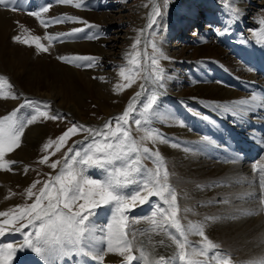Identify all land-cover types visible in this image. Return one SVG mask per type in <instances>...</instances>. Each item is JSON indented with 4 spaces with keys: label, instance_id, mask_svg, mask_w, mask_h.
I'll return each mask as SVG.
<instances>
[{
    "label": "snow or ice",
    "instance_id": "6c2138e0",
    "mask_svg": "<svg viewBox=\"0 0 264 264\" xmlns=\"http://www.w3.org/2000/svg\"><path fill=\"white\" fill-rule=\"evenodd\" d=\"M58 2L72 4L73 0H58ZM83 2L84 0H76L75 7H81ZM225 2L227 3V0ZM13 3L14 0H0V6L7 7ZM169 3L170 0H158L153 7L148 28H153L157 23V18L163 19L162 9H166ZM232 3L235 4V0H232ZM49 9L50 6H45L41 11L48 12ZM11 10L15 11L16 8L13 7ZM241 11L239 7H229L230 19L233 23L239 22ZM28 14L39 17L40 11ZM66 21L81 22L88 28L98 27L72 16L52 17L43 23L45 27H48ZM259 24L262 26L259 29L260 34L264 35V18L259 20ZM229 30V27H225L223 33H227ZM82 31L83 29L76 28L70 33H57L50 39L60 41L64 37ZM139 31L141 36H138L132 45L133 51L128 54L127 65L119 66V75L128 83L117 85L114 91L131 87L139 73L146 70L148 74L142 77L144 82L139 85L140 90L135 92L122 114L107 121L102 127L93 128L73 123L56 140L49 139L42 146L44 152H48L53 145L56 146L54 152L43 156L40 160V163L47 164L49 156L60 151L62 144L66 143L67 139L78 133L86 134L82 141L75 142L83 144L87 141L85 146L75 150L72 147L68 148L59 172L55 177L49 176V179L43 182L38 195L32 189L41 181L37 180L30 186L27 196L29 199L35 196L31 204L18 205L9 211H0V217H11L0 222V237L4 236L6 231L19 232L23 235V239L16 242L18 247L14 243L0 245V264H11L17 252L29 250L41 258L45 264H60L62 259L67 261L81 257L85 258L84 264H100L109 253L118 254L122 258V264H133L134 261L136 264H240L233 259L230 252L223 250L218 243L206 235V229L211 224L224 218L238 219V215L233 214L230 217L205 216L199 222L188 221L185 224H182L178 218L180 213L178 195L175 188L168 182L169 172L166 159L156 149V146L167 144L179 148L180 145L171 142L159 128L152 125L154 121L180 127H186V124L183 119L177 116L161 112L160 101L166 94V82L171 78L166 69L161 66V61L169 60V57L164 54L162 48L155 41L150 42L151 54L147 52V48L143 53L138 50L137 46L142 43L141 37L144 29ZM96 38L95 36L87 37L89 40ZM34 39L38 53L49 51L48 47L39 43V36ZM13 40L21 44L28 43L20 35L14 36ZM142 55L150 60V64L146 66L141 64ZM57 59L65 63H74L76 67L91 68L93 67L92 62L97 58L77 56L70 59L66 56H58ZM84 61L88 63H81ZM126 70L128 75L125 74ZM0 80H6V78L0 77ZM3 98L17 99L18 97L12 93L10 97L4 95ZM257 99L261 101L260 109L264 110V98H258L253 94L251 100L256 101ZM250 103L249 100H240L232 104L210 102L205 106L221 112L225 117L231 116L234 120L243 121L244 117L249 114V109L243 106ZM25 106L32 108L33 114L29 118L21 120L18 113L20 108ZM49 108L50 105H43V109ZM193 114L211 124L217 122L209 115L200 112ZM63 119L66 117L62 114L50 115L48 110H42V102L35 100H25L24 104L14 109L9 115L0 117V169L11 171L10 166L18 163L6 161L4 157L6 153L21 146V137L29 125L40 120ZM130 120L136 126L137 131L144 133L138 139L131 135ZM113 121H115V129L112 126ZM145 142H150L153 147H147ZM202 143L213 145L215 141L211 137L205 136L202 138ZM261 146L264 147V140L261 141ZM184 150L190 151L188 148ZM235 159L233 158V162ZM144 160H151L154 167L147 168L143 163ZM58 165H60V160L53 161L49 167L55 170ZM90 169L99 170L103 178L90 177L87 174ZM24 171L27 173L28 168L25 167ZM253 171H258L260 178L258 181L248 182L249 186L258 183L260 191L258 193L247 192L237 199L258 203V211H264V164L259 166L254 164ZM129 186H135V188L131 192H126ZM217 186L219 185L212 184L207 187ZM198 187L203 189L206 186L198 185ZM152 196L158 197L162 203L155 205L156 211L151 214V217H130L131 210L149 202V197ZM214 203L228 205L230 200L224 198ZM103 206L111 208L112 217L105 227L99 229L103 235L97 236V230L94 228L91 218L95 217L97 209ZM183 211L188 213L193 210L184 207ZM243 214L246 213L240 212V215ZM157 216H159V220L156 219ZM142 219H149L152 227L150 229L136 228L135 226ZM17 224L19 227H16ZM6 225H11V227L6 228ZM29 227L31 231L24 232V229ZM157 229L163 232L175 245L172 254L156 256L154 253L157 245L153 244L151 236H148L146 240L140 238ZM190 235L198 236L201 239L192 241L189 239ZM158 244L165 251L171 247V245L165 244L163 239ZM149 247L152 249L150 252L148 251ZM134 249L138 254H134Z\"/></svg>",
    "mask_w": 264,
    "mask_h": 264
},
{
    "label": "bare ground",
    "instance_id": "6f19581e",
    "mask_svg": "<svg viewBox=\"0 0 264 264\" xmlns=\"http://www.w3.org/2000/svg\"><path fill=\"white\" fill-rule=\"evenodd\" d=\"M56 1L57 3H55L53 6L54 7L56 5L58 6L56 8L53 7V17L72 16V17H78L80 21H84L86 18L85 21H87L88 24H94L97 25L98 27L88 28L84 23L73 22V21H72L73 22L72 29L71 27L66 26L69 21L67 23L64 22L62 24L54 25V27L53 25L45 27L43 22L48 21L52 17L42 15L41 9L44 8V5H46L49 2V0H14V3L9 4L7 7L0 6L1 64H3L8 71H12L13 78L18 83L23 84L26 92L28 91L29 93H31L32 92L31 90L33 89L38 90L37 88H44L46 91L43 92L45 93H41L39 95L43 97L54 98L55 100H57L58 104L62 106L61 107L62 109H66L69 112L76 111L79 114L81 113V107L82 105H85L84 104L85 102H83L81 94L77 92L76 87L79 86L80 88L81 86H84L85 95L92 96V98H94L102 105L103 110H105L108 114H112L113 112L111 108L112 105L110 104L111 103L110 101L112 100L111 96L106 91V87L104 86V84H101L100 82L95 80L99 75H102L104 73L98 70L99 69L98 65L100 63V58L106 54L105 49L101 47L104 41L102 35L105 33V27L106 29L108 28L107 26L108 22L106 20L110 19L111 17H105V15H107L106 13L105 14L103 13L101 15L97 13V9L98 7H100L98 6V4L99 1L101 2V0H84L83 5L80 7L81 9L75 7V5L71 7H64L62 3H59L58 0ZM262 3H263L262 5H264V0ZM214 4H215L213 5L214 12L215 13L220 12L221 11L220 9L223 7L218 5V3H214ZM12 7H15L16 10L15 11L11 10ZM246 7L247 6H245V8ZM34 8L37 9L36 12L40 11L39 17H34L28 14L29 11L33 10ZM76 12H80V13H76ZM245 12L248 13L247 11ZM261 12H260L261 15L257 17L258 22L255 21L256 24L259 23V20L261 18H264V11L262 10ZM20 14L26 16L25 21H23V19L19 16ZM192 16L194 15L189 14L184 17L186 19H193L194 17ZM217 16H219L218 21L220 24L218 27L208 26V28H206L203 31L204 33L200 32L197 33L196 36H194L195 37V40L193 42L194 44L192 45L188 44L185 47V49L182 50L180 49L181 55L179 56L178 63H180L179 65H187L188 69L184 71L185 74L184 76H182L179 79L177 78L178 80H180V82L179 81L176 82L178 86L177 88L180 92L177 93L179 95L177 96L174 95L172 99V103L174 105H178L179 109L173 110L170 103L168 104L167 102H162L161 100L160 102L162 106L164 105V107L161 108V112L164 111L166 114H171L177 117L179 114L180 115L182 114L181 117H178L180 119L186 116H190V118L197 117L193 113L200 112L202 114H206L213 117L217 121L216 124H219L222 130L220 134L217 132L214 135V138L216 137L217 139V145H215V148L219 149L221 151L220 154H223V156L215 155L214 153L211 152V150L207 149L208 153L205 155L206 160H198L197 156L201 152H199V154L195 156L196 151L194 147H191L192 142H189L190 151H187L185 159L186 158H190V159L187 161L183 159L181 156H178V158L176 159V163H178L177 164L178 170L174 172L175 179L179 182L188 181L192 179H195V181L196 180L201 181L208 178L215 181L216 180V178H214L215 175L220 173L222 179H225L222 181V184H231L232 188H235L236 190H240V193L237 194L242 196L243 194L247 193V190L244 189L243 185L241 187V183L243 184V182L239 180L240 178L235 179L230 176L231 171L234 169L233 168L234 165H232L233 158H236L235 162H241V164H243L244 160H249V158L251 159L255 155H259L264 151V147L261 146V141L264 140V136H263L264 110H261L259 107L261 102L260 99H257L256 101L251 100L253 94L256 95L258 98H264V61L260 60V58L264 59V43L262 45H258L256 42V40L258 39L257 37H264V35H261L258 29L257 31H253L254 32L253 38L256 37L257 38L256 40L250 39L251 38L250 37L248 40H246L245 43H242L241 41L240 43L237 44L238 47L231 48V44L235 43V41L231 40L232 35L236 36V34L238 33L236 30L237 27L243 29L241 27L242 23L241 21H239L237 22L236 25H234L229 15H226L228 20L227 19L222 20L223 18L222 14L218 13L216 17ZM27 20H31V22H28ZM41 23L43 24L46 31V33L44 34H46V36L49 35L50 37H54L57 33H70L72 32V30L74 29L73 27L75 26L77 28L83 29L81 33H76L75 35L64 37L60 41L54 39L55 52L58 53L60 56H66L69 57L70 59H74L77 56L95 57L97 59L92 62L93 67L91 68L78 67V69H76V67H73L75 65L74 63L70 64V63H65L64 61L63 62L56 61V63H53V68L52 66L50 67L48 66L46 69L44 68L43 71H40L38 68L39 65L40 66L47 65L48 62L42 63L38 61V59L32 57V55L36 54L32 45L26 44L27 47H30L32 49L25 48L19 43L16 44L13 39H12L13 41L11 42L10 38H13L16 35H20V34L22 35L20 31L24 32V30L28 31L31 35L32 29L41 30ZM15 24H17V29L13 31V26ZM102 24H105V27ZM176 27L179 28L178 30L177 29L174 30L173 31L174 33L179 31V29L182 27H185V31L189 30L187 28L189 27V24L186 27V24L184 26V24L182 25L181 23ZM225 27H229L231 30H229L227 33H223V29ZM92 32L95 33L94 36L97 38L92 39V41H89L87 37L91 36ZM78 34L81 36H78ZM201 34H203L205 38ZM24 35L26 37V33ZM75 36L78 40L75 41L76 44L74 46L66 45V43H69L68 41L66 42V40ZM244 37L245 36L242 37L239 36V38H244ZM81 38H84V40H81ZM84 46H86L87 48ZM191 48H193L194 50L192 51ZM22 50L26 51L27 53L23 52ZM69 51H73L74 53L71 55H67ZM187 53H190V56L185 57L184 55ZM10 55H14L13 58L9 57ZM17 55H20V57H18ZM216 58L218 61L219 59L220 60L223 59L226 65H224L223 69L221 68L222 72L211 73L210 71H208L207 68H205V66L213 65ZM201 61L203 63H200ZM87 63H88L87 61H84V64ZM28 69L29 72H27ZM246 74H247V78H244V75ZM220 77L225 78L226 80L224 81L221 79L222 81H218ZM170 81L173 80L171 79ZM60 82H62V84H60ZM197 98L200 101L201 99H204L222 104H226V103L232 104L233 102L240 100L251 101L249 105L243 106L244 108L249 109V114L246 115L243 119L244 122L243 124L245 125L241 124V122L240 123L236 122L235 124L230 123L229 125L228 122L225 120V118H221L219 114H215L212 111L210 112L206 108L198 107L197 103H193V100H196ZM102 99L107 101V103L106 102L101 103L100 101ZM130 100L127 102L129 103ZM185 102L188 104L187 107L183 106ZM13 105H16L15 102L10 103V105H8V109L10 107H13ZM250 116H252V118L249 119ZM185 123L187 124L186 121ZM37 129H39V126L31 129L30 132L28 133L27 139H29L32 144H34V142L38 137V133L36 132ZM166 131H169L170 133L171 132L178 133L180 131V126H175V125L170 126L167 124ZM231 132H233L232 136L234 140L237 143L238 142L244 143L241 145L243 148L248 147V151L244 150L243 153H240L237 156L238 153L235 151L231 143L233 140L231 137H229ZM193 135L195 137H198L195 134ZM195 143H197L195 145H198V148H201V150L204 149L202 147V145H204V143H202V140H199L198 138L197 142ZM207 146L208 145H206V147ZM212 146L214 145H211V147ZM171 150H172L171 148H166V151L169 153L179 154V155L183 154V152L176 153ZM26 153H29L27 149L22 150L21 154H19V158L22 156V154L24 155ZM207 158H209L210 160L209 159L207 160ZM220 158L222 163L224 162V164H219L216 161V159H220ZM261 164H264V154L262 155V157H260V159L255 165L259 166ZM15 169L19 170L20 166H16ZM220 181L221 180H219V182ZM212 184H216V181ZM196 187L198 186H195L191 189H186L183 192V196L186 199H190L188 203L183 205V208L189 207L193 211L188 213L183 212L184 215L180 216V219L182 220V224H185L188 221L199 222L203 220L205 216L215 215L221 217H230L231 215H233V213H235V215L239 216L238 219L224 218L219 222L213 223L211 224L210 227L206 229V235L214 242L216 243L223 242L224 245L221 244L222 246L228 247L232 251H235L239 254L241 253L239 257L232 256L233 259L235 261L240 262V264H264V213L258 211V207L255 208V205L257 203H254L255 205H253L255 209L252 207L254 210L252 209V211L248 212L253 214H247V211L249 210L248 209L246 210V214H243V216H241L240 212H244V211H240V210H242V208L246 206L245 200H242L243 202L241 206L237 205L238 202L231 201L236 197L237 194H235V196L233 195V197H230L232 194L230 195L228 193L229 194L228 195L225 192L226 194H223L222 196L223 198H228L229 200L231 199L230 204L228 205L223 204L221 208L218 207L219 205L218 206L214 205L211 208H208L211 209L208 211V212L211 211L210 214H208L204 210L206 209L207 206L200 207L198 206L199 204L196 203V201L194 200L195 196L197 197V195H201L204 193L202 192L201 188L199 192L196 193L191 192L192 189ZM205 188L209 189L208 192L210 193L209 196L211 197V199H214L216 197L215 194L216 192H214L216 187L206 186ZM223 188L224 187H221V190H223ZM211 189H213L214 191H212ZM242 189H244V191ZM251 189L254 190V193H258L259 191L258 186H257L258 189L257 191L253 188ZM252 190L248 192H251ZM226 195L228 196L225 197ZM4 197L5 196L3 194L0 195V201L1 200L5 201ZM210 197H208V199H203V200L208 201L210 200ZM250 202L251 201H249V203ZM0 203H2V201ZM248 207H250V205ZM230 211H232V213H230ZM104 217H106L105 220ZM111 217H112V210L109 206H107L100 209V212L97 213L96 216L92 218L93 226L97 230L96 232L97 236L103 235V233L100 232L99 229L105 227L111 221ZM100 220L103 221L100 222ZM142 222L146 226V229H150L152 227L150 220L147 221L142 220ZM5 234L6 235L0 237V242L15 238L23 239V235L19 232L9 231ZM146 236L147 237L151 236L153 244L157 245L155 249L156 250L155 252L157 254L156 256L160 254L167 256L172 254V252L175 250V245L172 244L171 240L167 236H165L163 232L159 231V229H157L156 231L148 232ZM161 239L165 241V244L171 245V247H169L167 251H165L163 247L159 246L158 242ZM189 239L192 241H197L200 240L201 238L195 235H190ZM21 254L20 252L19 254L17 252V254L13 257L11 264H45V262L41 258L37 257L30 250L27 251L25 255L24 254L21 255ZM134 254H138L136 250ZM256 255H258V257L254 259L253 257ZM260 255L262 256L260 257ZM84 259L85 258L82 257L73 258L67 261L62 259L60 264H74L75 262L78 263L80 261H82V263L84 264ZM100 264H122V258L118 254L109 253L106 254L104 260L100 262ZM133 264H136V262L134 261Z\"/></svg>",
    "mask_w": 264,
    "mask_h": 264
},
{
    "label": "rangeland",
    "instance_id": "374dc122",
    "mask_svg": "<svg viewBox=\"0 0 264 264\" xmlns=\"http://www.w3.org/2000/svg\"><path fill=\"white\" fill-rule=\"evenodd\" d=\"M157 2H158V0H101V2L99 1L98 6H100V7H98V9H97V13L99 15L106 13L107 15H105V17H111V18L106 20L108 22L107 23V26H108L107 29L105 27V24H102L105 27V33L102 35L104 41H103V44L101 45V47H103V49H105L106 54L100 58L98 70L100 72H104V73L102 75H99L95 80H97L101 84H104V86L106 87V91L111 96L112 100L110 101L111 102L110 104L112 105V107H111L112 111H113L112 114H108L105 110H103L102 105L98 101H96L94 98H92V96H86L84 86H81L80 88H79V86L76 87L77 92H79V94H81L82 100H83V102H85L84 103L85 105H82V107H81V113L80 114L76 111L75 112H73V111L69 112L66 109H62L61 108L62 106H60L58 104L57 100H55L52 97L40 96L39 94L45 93V92H43V91H46L44 88H37L38 90L33 89V90H31L32 91L31 93H29L28 91L26 92L23 84L18 83L13 78L12 71H8L5 68V66L3 64H1V61H0V77L6 78V80H0V117H4V116L9 115L14 109H17L20 107V105L24 104L25 100L41 101L42 102V110H48L50 115L59 113V114H62L63 116L66 117V119L56 120V121L40 120V121H37V122L29 125L25 129L24 134L21 137V146L19 148H16L15 150L5 154L4 160L16 161L18 163L10 166L11 171L0 169V195L3 194L5 196L4 197L5 201L1 200L3 204L0 203V211H9L18 205L31 204L34 201L35 196H33L31 199L28 198L27 190L30 188V186L37 180L41 181V183L37 184L36 187L32 189V191L38 195L39 189L43 186V182L48 180L49 176L55 177V175L59 172L60 166L64 163V160H63L64 154L67 153L68 148L72 147L74 150L78 149V148H83L85 146V144L87 143V141H85L83 144L75 143L76 141H82L84 138V135H86L85 133H78L76 135H73V136H71V138L67 139L66 143L62 144L60 151L55 152L54 155L49 156V160H48L47 164H43V163H40V160L42 159V157L45 155H49V153H51V152H54L55 147H56L55 145H53L48 150V152L42 151V146L45 143H47L49 141V139L56 140V138L61 136L62 133L68 127H71V125L73 123L82 124V125L90 126L93 128H100L107 121L111 120L114 117L119 116L120 114H122L126 110V106L128 105L127 101H129L132 98V96L135 94V92L140 90L139 85L144 82L142 77L146 76L148 74L147 71L146 70L141 71L139 73V75L136 77L135 83H133L131 87L122 88L120 91H114V88L117 85H126L128 83V81L124 80V78L119 75V66H126L127 65L128 54L133 51L132 45L134 44L135 39L138 36H141V33L139 31L140 29H144V31H143V34L141 37L142 43H141V45L137 46L138 50H140L143 53L144 49L147 48V52L149 54H151L152 49H151V43L150 42L155 41L162 48L164 54L169 57V60H166V61L162 60L161 61V66L164 69H166L167 73H169L170 77H171L166 82V87H165V93L166 94L162 97V102H167L168 104L170 103L173 110L179 109L178 105H174L172 103L173 96L179 95L177 93L180 92L177 88L178 86H177L176 82L177 81L180 82V80H178V79L181 78L182 76H184L185 75L184 71L188 69L187 65H179L180 63H178L179 56L181 55L180 51L182 49H185V47L188 44L189 45L194 44L193 43L195 40L194 36H196L197 33H200V32L204 33L203 31L206 28H208V26L218 27L220 25L219 21H218L219 16L216 17V15L218 13L222 14V16H223L222 20H223V19H227L226 15L230 16L229 7L235 6V7H239L242 10L241 11L242 18H240L239 21H241V23H242L241 27L243 29H240L238 27L236 28L238 33L236 34V36L232 35L231 40L235 41V43L232 42L233 44H231V48L238 47L237 44L240 43L241 41H242V43H245L246 40H248L250 37H251L250 39H253V40H256L258 38L256 40L258 45H262L264 43V37L253 38L254 37L253 31H257L258 29H260L262 27L259 23L256 24L255 21L258 22L257 17L259 15H261L262 10L264 11V5H262L263 0H235V4L232 3V0H227V3L225 2V0H170L169 6L166 9H162L163 13H164L163 19L160 20L159 18H157V23L153 26V28H148L147 25H148L149 19L151 18V13H152L151 11H152L153 7L157 4ZM55 3H57L56 0H49V2L46 5H44V7L50 6V9L48 12H41L42 15L53 17V7H54L53 5ZM75 3H76V0H73L72 4H63V6L64 7H71V6L75 5ZM214 3H218V5L223 7L220 9L221 10L220 12H218V13L214 12V10H213L214 9L213 5H215ZM57 6L58 5H56L54 8H56ZM245 6H247V7L245 8ZM79 9H81V8L79 7ZM36 10L37 9L34 8L33 10H31V11L28 10V11L29 12H36ZM245 11H247L248 13H246ZM76 13H80V12H76ZM189 14L194 15L192 17L195 18V21H194V18L193 19H186L184 17V16L189 15ZM19 16L23 19V21H25V19H26L25 15L20 14ZM85 20H86V18H85ZM27 21L31 22V20H27ZM67 22L68 21H66V23ZM181 23H182V25L184 24V26L186 24V27L189 24V27H187L189 30L185 31V27H182L179 29V31L176 32L177 34L174 33L173 31L176 29L178 30V28L180 27L179 26L177 28L176 26L181 24ZM192 23H193V25H192ZM72 24H73V22L69 21L66 26L71 27V29H72ZM236 24L237 23H234V25H236ZM53 27H54V25H53ZM73 28L75 29L77 27L75 26ZM15 29H17V24H15L13 26V31ZM25 31L26 30H24V32ZM9 32H10V30H9ZM20 32L22 33V35L20 34L21 38L23 40H27L28 41L27 44L32 45L33 49L35 50L36 54L32 53V54H34V55H32V57L35 59H38V61H40L42 63L48 62L47 65H43V66L39 65L38 68L40 71H43V69L44 68L46 69L48 66L49 67L52 66V68H53V63H56V61L57 62L61 61V60L57 59V57L60 55L55 52V48H54L55 41H54V39H53V41H52V39L49 40L50 36L49 35L46 36V34H44V33H46V31H45V28H44L42 23H41V30H38V29L33 30L32 29L31 35L28 31H26L25 32L26 37H25V35H24L25 33L22 31H20ZM94 35H95V33L92 32L91 36H94ZM201 35L205 38V36L203 34H201ZM36 36L40 37L39 43H41L45 47L49 48V51L47 53H42V52L38 53L37 52V49L35 48L36 40L34 39V37H36ZM78 36H81V35L78 34ZM239 36H241V37L245 36V37L239 38ZM28 38H29V40H28ZM12 39L13 38H10L11 42L13 41ZM81 40H84V38H81ZM67 41L69 43H66V45L74 46L76 44L75 41H78V40L75 36V37H71V38L67 39L66 42ZM89 41H92V40H89ZM236 41H238V42H236ZM14 42L16 44H18V42H16V41H14ZM19 44H21V43H19ZM21 45L25 48L32 49L30 47H27L26 44H21ZM84 47H86V46H84ZM188 47H190V46H188ZM191 49H192V51L194 50L193 48H191ZM22 51L26 52L24 50H22ZM73 53H74L73 51H69L67 55H71ZM13 56L14 55H10L9 57L13 58ZM17 56L20 57V55H17ZM184 56L185 57L190 56V53H187ZM222 60L223 59H221V60L219 59V61H218L216 58L213 65H206L205 68H207L208 71H210L211 73H217V72L220 73V72H222L224 65H226L224 60L223 61ZM35 61H37V60H35ZM61 62H63V61H61ZM83 64H84V62H83ZM141 64L146 66V65L150 64V60H148L146 57H144L142 55L141 56ZM73 67H76V66L74 65ZM76 69H78V67H76ZM81 70H83V69H81ZM218 70H220V71H218ZM27 72H29V69ZM125 74L126 75L129 74L127 72V70H126ZM100 78H102V79H100ZM175 78H176V80H175ZM244 78H247V74L244 75ZM171 79L173 81H170ZM221 79L224 81L226 80L225 78H222V77H220L219 80L218 79L217 80L222 81ZM217 80H215V81H217ZM60 84H62V82H60ZM146 87H147V85H146ZM47 92H48V90H47ZM12 93H15L18 98L17 99L3 98L4 95H8L10 97V95ZM22 94H24V95H22ZM142 99H143V97H142ZM13 102H15L16 105H13V107H10L8 109V105H10V103H13ZM100 102L101 103L102 102L107 103V101H105L104 99H102ZM210 102H214V101L204 100V99H201V101H200L198 98L196 100H193V103H197L198 107L206 108L210 112L212 111L215 114H219L221 118H225V120L228 122L229 125H230V123L235 124L236 122H239V123L241 122V124L244 123L243 121H241L239 119L234 120L233 118H231L229 116L225 117L219 111H215L212 108L206 107L205 105L207 103H210ZM214 103H217V102H214ZM44 104L50 105V108L49 109H43ZM218 104H222V103H218ZM226 104H229V103H226ZM183 106L187 107L188 104L185 102L183 104ZM137 107H139V105H137ZM162 107H164V105ZM162 113H165V112L162 111ZM32 114H33V109L25 106L23 108H20V111L18 113V117L21 120H24V119L29 118ZM109 115H111V116H109ZM181 116H182V114L178 115V117H181ZM255 117H257V116H255ZM250 118H252V116H250L249 119ZM181 119H183L184 122L186 121L187 124L185 123L186 127H180V131L178 133H172V132L170 133L169 131H166L167 124L161 123L159 121H154V123L152 125L153 127L159 128L169 138V140L171 142L177 143L180 145L179 148H174V147H171L170 145H167V144H160V145L156 146V149L166 159V166H167V169L169 172L168 182L170 185H172L175 188L177 195H178V204L180 206V213L178 216L179 219H180V216L184 215V213H185L183 211V209H184L183 205L190 201V199H186L183 196V192L186 189H191V188L198 186V185L209 186L216 181V184L219 186H217L215 188V191L213 189H211L212 191L216 192L215 193L216 197L214 199H211V197L209 196L210 193H208L209 189H207L205 187L203 189H201L202 192H204L203 194L197 195V197L196 196L194 197V200L196 201V203L199 204L198 206H200V207L207 206L206 209H204V210L208 214H210V212H211V211L208 212L209 210H211L208 208H211L214 205H216V206L219 205L218 206L219 208H221L223 206V204L214 203L216 201L224 199L222 196L223 194L229 193L230 195L232 194L230 197H233V195L235 196V194L240 193V190H236L235 188H232L231 184H222V181L225 179H222V176L220 173L215 175V177H214V178H216L215 181L208 178V179L201 180V181H199V180L195 181V179H192V180H188V181L179 182L175 179L174 172L178 170V166H177L178 163H176V159L178 158V156H181L183 159H185L187 151H185L184 149L185 148L189 149V147H190L189 142H192L191 147H194V149L196 151L195 156H197V154H199V152H201L197 156L198 160H206L205 155L208 153L207 149L211 150V152L214 153L215 155H222L223 156V154H220L221 151L219 149L215 148V145H217V139H216V137L214 138V135L217 132L220 134V132L222 131L219 124H216V123L211 124L209 122L204 121L203 119H201L199 117L190 118V116H186V117L181 118ZM243 125H245V124H243ZM38 126H39V129L36 130V132L38 133V137H37L36 141L34 142V144H32L30 142V140L27 139V136H28V133L30 132L31 129L38 127ZM112 126H113V129H115V121H113ZM129 129H130L131 135L134 138L138 139L141 135L144 134L143 132L136 130V126L131 123V120L129 121ZM192 132H193V134H195L198 137H195L192 134ZM263 134H264V131H263ZM205 136H208V137H211L212 139H214L215 144H213L214 146H212L213 147L212 148L211 145L204 143V145H202V147L204 149L201 150V148H198V145H195V144H197L195 142H197L198 138H199V140H202V138ZM145 144L147 147H150V148L153 147V145L150 142H145ZM206 145H208V146L206 147ZM166 148H171L172 149L171 151L176 152V153L183 152V154L179 155V154L169 153L166 151ZM24 149H27V151L29 153H26L24 155L22 154V156L19 158V154H21L22 150H24ZM236 152L238 153V151H236ZM263 154H264V151H263V153L260 154L258 159L244 160L243 161L244 163L242 162L243 164H241V162H233L232 163V165H234L233 166L234 169L231 171L230 176L232 178H235V179L240 178L239 180H241L243 182V184L241 183V187L243 185L244 189L247 190V192L252 190L251 188L255 189L256 191L258 190L257 189L258 183H253L251 186H249L248 182L259 180L260 173L258 171H256V172L253 171V165L258 162V160L260 159V157H262ZM70 155L71 154L69 153V156ZM189 159L190 158H186L185 160L188 161ZM208 159L209 158H207V160ZM56 160H60V165H58L57 169L54 170L51 167H49V165L53 161H56ZM216 161L219 164H224V162L222 163L221 158L216 159ZM181 162H183V161H181ZM181 162H179V163H181ZM143 163L149 169L154 167L151 160H144ZM226 164H228V163H226ZM16 166H20V169L19 170L15 169ZM25 167L28 168L27 173H25V171H24ZM87 174L90 177L95 178V179H102L103 178L101 172L97 169H90ZM219 180H221V181L219 182ZM208 183H210V184H208ZM221 187H224L223 190H221ZM134 188H135V186H129L128 189H126V192H131L134 190ZM244 189H242V190L244 191ZM199 191H200V188L196 187V188L192 189L191 192L196 193ZM259 191H260V189H259ZM251 192L254 193V190H252ZM228 195H226L225 197H227ZM239 196H240L239 194L236 195V197L234 198L235 201H234V199L233 200L230 199V200L233 202H238L237 205L241 206L243 201L241 199H237V197H239ZM202 197H204V198H202ZM208 197H210V200H208V201L203 200V199H208ZM249 201H245V205L247 206V207L245 206L246 209L244 207L240 211H244V213H246V210H248V209L249 210L247 211V213L252 211V209L254 208L253 205H255V204L252 201L249 203ZM150 203H151V205H150ZM161 203L162 202L160 201V199L158 197H155V196L149 197V202L134 208L133 210L130 211L129 215H130V217L149 218V217H151V214L154 211H156L155 205L161 204ZM257 204L255 205V208L258 207ZM249 205H250V207H248ZM104 207H107V206H103V207L97 209V213H99L100 209H102ZM261 212L264 213V211H261ZM230 213H232V211H230ZM233 214H235V213H233ZM241 216H243V215H241ZM10 218L11 217H7V218L0 217V222H2L4 219H10ZM105 219H106V217H104V220ZM156 219L159 220V216H157ZM142 220L147 221L149 219H142ZM142 220L140 221V223H138L135 226L136 228L146 229V226L144 225ZM102 221L103 220H100V222H102ZM181 223H182V220H181ZM140 224H142V225H140ZM5 227L10 228L11 225H6ZM16 227H19V224H17ZM24 231L29 232V231H31V228L30 227L25 228ZM7 232H9V231H6V233ZM140 238L146 240L147 236L145 235L144 237H140ZM11 240H13V241H11ZM21 240H22V238L21 239L15 238V239H10V240L8 239L7 241H1L0 245L7 244V243H14V245H16L18 247V244H16V242L21 241ZM218 244L221 246V248L223 250H225L227 252L231 251L230 253L233 257H239V255L241 254V253L239 254L235 251H232L228 247L222 246V245H224L223 242L218 243ZM228 250H230V251H228ZM148 251L149 252L152 251L151 247L149 248ZM134 252H135V249H134ZM25 253H27V251L20 252L21 255H23V254L25 255ZM18 254H19V252H18ZM154 254L157 255L156 252ZM261 256L262 255H260V257ZM149 258L151 259V256ZM197 258L203 259L202 257H197ZM78 263L83 264L82 261H80ZM78 263L75 262L74 264H78Z\"/></svg>",
    "mask_w": 264,
    "mask_h": 264
}]
</instances>
